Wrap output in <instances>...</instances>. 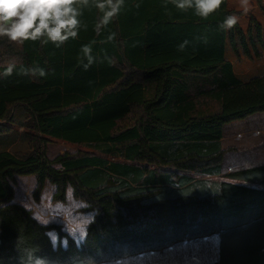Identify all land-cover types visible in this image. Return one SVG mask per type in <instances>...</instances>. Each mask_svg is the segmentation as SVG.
<instances>
[{
  "label": "trees",
  "instance_id": "trees-1",
  "mask_svg": "<svg viewBox=\"0 0 264 264\" xmlns=\"http://www.w3.org/2000/svg\"><path fill=\"white\" fill-rule=\"evenodd\" d=\"M77 7L79 35L60 48L0 38V135L13 131L16 109L32 121L28 155L0 150V264L33 252L49 264H98L207 238L217 257L206 264H264V165L225 175L221 165L224 125L264 112V75L237 76L226 50L260 57L264 25L250 16L247 30L221 28L239 14L227 0L207 19L166 0H124L107 21L93 0ZM206 97L219 108L201 111ZM53 140L93 151L48 158ZM31 175L34 202L50 183L51 203L65 205L71 189L78 212L93 213L80 243L13 201L16 177Z\"/></svg>",
  "mask_w": 264,
  "mask_h": 264
},
{
  "label": "rangeland",
  "instance_id": "rangeland-1",
  "mask_svg": "<svg viewBox=\"0 0 264 264\" xmlns=\"http://www.w3.org/2000/svg\"><path fill=\"white\" fill-rule=\"evenodd\" d=\"M233 9L239 12L237 16H239V23L244 30L249 25L250 16L256 17V20L259 22L264 21V13L260 9L257 0H250V9L247 13L243 12V10L239 6H236V4ZM260 50L262 53L260 57H256L254 51L252 57H246L242 51L238 54L235 53L230 46L228 47L226 55L233 63L234 71L237 76L242 79H247L252 76L264 75V49ZM207 77L212 78V76ZM199 103L200 105H198V107H200L201 111L204 112L214 111L219 108V104L217 105V102L207 97L200 100ZM31 124L32 121L26 111L23 109H16L13 131L9 134L0 135V150H7L8 148L17 155H28L30 152L28 139L32 133L30 128ZM234 126L245 132V135L240 138V141L244 140L241 145L247 147V149L242 148L240 150V153L243 152V156L248 155L249 153L260 156L264 153V113H255L253 117L251 116L249 119L237 121L231 125H226L225 131ZM256 129L262 130L260 132H256ZM227 135H230V131H227ZM245 136L249 138H244ZM79 149L93 151L90 147L71 144L62 140H53L45 148L46 156L48 158H53L66 151L73 152ZM237 155V153L233 152L227 153L224 157L223 164H231L233 161L232 158ZM239 158L243 157L240 156ZM218 178L220 177L215 179L218 180ZM35 185L36 179L34 176H17L16 184L14 186L15 195L13 201L21 203L28 208H32L34 216L42 223H60L63 229L70 235L74 236L80 243L85 234L84 229L86 227V219H88L87 215H89L78 212V209L83 206V202L74 200L71 195V189H69L67 196L69 200L65 205L63 203H51L50 200L54 188L50 183H47L41 196V201L36 203L32 198V192ZM49 234L54 244H56V232L51 231ZM64 242L65 239H63V243ZM216 249V241L213 238L183 240L164 249L142 251L122 259L101 262L98 264H206L207 262H213L216 259ZM188 260L190 261L189 263Z\"/></svg>",
  "mask_w": 264,
  "mask_h": 264
},
{
  "label": "clouds",
  "instance_id": "clouds-1",
  "mask_svg": "<svg viewBox=\"0 0 264 264\" xmlns=\"http://www.w3.org/2000/svg\"><path fill=\"white\" fill-rule=\"evenodd\" d=\"M95 6L104 12L107 21L116 16L124 0H93ZM89 0H0V38L16 44L27 41H40L42 44L52 43L60 48L69 39H76L81 28L79 19L81 12L78 5H87ZM181 12L191 10L194 15L207 19L217 12L225 0H166ZM166 6V5H165ZM238 6L247 13L250 9V0H238ZM239 21L237 15H227L220 25L229 30ZM183 47V46H181ZM81 51L85 54L88 63H92L89 45H82ZM85 57H79L82 60ZM15 65H9L3 75L10 76ZM32 69L21 66L20 74L29 75ZM39 75L45 76L44 69H39ZM21 264H49L48 260L29 253Z\"/></svg>",
  "mask_w": 264,
  "mask_h": 264
},
{
  "label": "crops",
  "instance_id": "crops-1",
  "mask_svg": "<svg viewBox=\"0 0 264 264\" xmlns=\"http://www.w3.org/2000/svg\"><path fill=\"white\" fill-rule=\"evenodd\" d=\"M227 4H228V8L230 9H233L235 4L236 6H238V0H227ZM257 6V5H256ZM255 6V7H256ZM254 7V6H253ZM257 8V7H256ZM255 8V9H256ZM240 10V9H238ZM256 18V17H255ZM257 19V18H256ZM258 21V20H257ZM239 22V21H238ZM261 24L264 25V21L263 22H260ZM240 24V23H239ZM248 28V27H247ZM246 28V29H247ZM245 29V30H246ZM228 49V48H227ZM226 54H227V50H226ZM227 56V55H226ZM264 113V112H262ZM258 114V113H257ZM254 114L248 116L247 118L245 119H249L251 116L253 117ZM263 118V117H262ZM243 119V120H245ZM243 120H238V121H243ZM237 121H233V122H230V123H227L224 125V129H223V138L221 140V147L224 149V150H227V152L225 153L224 157L226 156L227 153L229 152H233V153H237L238 155L234 158H232V163L231 164H223V161H224V157H223V160H222V174H229V173H232V172H235V171H239V170H244V169H249V168H252V167H256V166H261V165H264V153L260 156H256V155H253L251 153H249L248 155H245L243 156L242 153H240V150L243 148V149H247L246 146H242L241 143L244 141H240V138L242 136L245 135V132L242 130V129H239L238 127H231L230 129L226 130L225 131V126L226 125H231V124H234L236 123ZM262 130V129H261ZM260 129H256V132H260L261 131ZM227 131H230V135H227ZM244 138H249L247 136H245ZM259 141V140H257ZM254 142V140H253ZM228 143V144H227ZM252 144V143H251ZM250 144V145H251ZM248 146V145H247ZM261 146V144H260ZM263 149H264V143H263ZM8 151H12L10 149L7 148ZM246 152V151H245ZM240 153V154H239ZM243 157V158H239L240 156ZM218 176H214L213 178H217ZM222 178H218V180H221ZM69 200V198H68ZM82 207V206H81ZM84 214H89L87 215V218L86 219V225L87 223L92 219L93 217V213L91 212H88V213H84ZM89 220V221H88ZM85 230V229H84ZM65 244V242L63 243Z\"/></svg>",
  "mask_w": 264,
  "mask_h": 264
}]
</instances>
